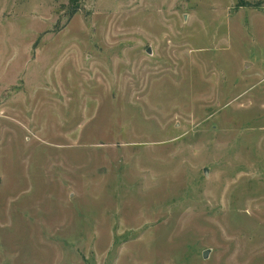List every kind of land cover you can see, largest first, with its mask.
I'll list each match as a JSON object with an SVG mask.
<instances>
[{"label": "rangeland", "instance_id": "374dc122", "mask_svg": "<svg viewBox=\"0 0 264 264\" xmlns=\"http://www.w3.org/2000/svg\"><path fill=\"white\" fill-rule=\"evenodd\" d=\"M0 264H264V0H0Z\"/></svg>", "mask_w": 264, "mask_h": 264}, {"label": "water", "instance_id": "95a60500", "mask_svg": "<svg viewBox=\"0 0 264 264\" xmlns=\"http://www.w3.org/2000/svg\"><path fill=\"white\" fill-rule=\"evenodd\" d=\"M208 255V250H206L205 252H204V257H206Z\"/></svg>", "mask_w": 264, "mask_h": 264}]
</instances>
